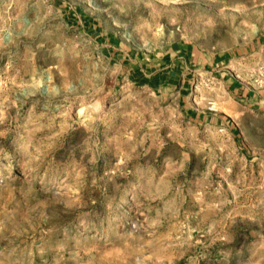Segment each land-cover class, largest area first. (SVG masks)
<instances>
[{"label": "rangeland", "instance_id": "obj_1", "mask_svg": "<svg viewBox=\"0 0 264 264\" xmlns=\"http://www.w3.org/2000/svg\"><path fill=\"white\" fill-rule=\"evenodd\" d=\"M0 264H264V0H0Z\"/></svg>", "mask_w": 264, "mask_h": 264}, {"label": "built area", "instance_id": "obj_2", "mask_svg": "<svg viewBox=\"0 0 264 264\" xmlns=\"http://www.w3.org/2000/svg\"><path fill=\"white\" fill-rule=\"evenodd\" d=\"M211 108H212V109H214V107H213V106H211Z\"/></svg>", "mask_w": 264, "mask_h": 264}, {"label": "crops", "instance_id": "obj_3", "mask_svg": "<svg viewBox=\"0 0 264 264\" xmlns=\"http://www.w3.org/2000/svg\"><path fill=\"white\" fill-rule=\"evenodd\" d=\"M157 82H158V80H157Z\"/></svg>", "mask_w": 264, "mask_h": 264}]
</instances>
